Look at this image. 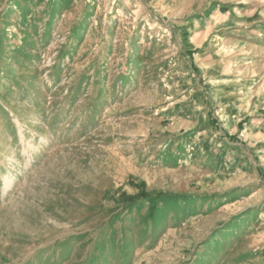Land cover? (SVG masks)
<instances>
[{
	"label": "rangeland",
	"instance_id": "374dc122",
	"mask_svg": "<svg viewBox=\"0 0 264 264\" xmlns=\"http://www.w3.org/2000/svg\"><path fill=\"white\" fill-rule=\"evenodd\" d=\"M0 264H264V0H0Z\"/></svg>",
	"mask_w": 264,
	"mask_h": 264
},
{
	"label": "bare ground",
	"instance_id": "6f19581e",
	"mask_svg": "<svg viewBox=\"0 0 264 264\" xmlns=\"http://www.w3.org/2000/svg\"><path fill=\"white\" fill-rule=\"evenodd\" d=\"M24 154L26 155V157L29 156V152H27V151H25ZM5 185H6L5 186V189H6L7 188V184H5Z\"/></svg>",
	"mask_w": 264,
	"mask_h": 264
}]
</instances>
